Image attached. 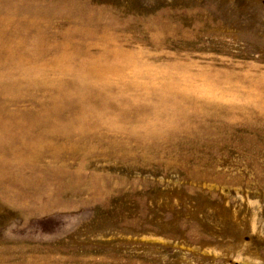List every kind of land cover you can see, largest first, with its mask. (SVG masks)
Returning a JSON list of instances; mask_svg holds the SVG:
<instances>
[{"label":"rangeland","instance_id":"obj_1","mask_svg":"<svg viewBox=\"0 0 264 264\" xmlns=\"http://www.w3.org/2000/svg\"><path fill=\"white\" fill-rule=\"evenodd\" d=\"M0 264H264V0H0Z\"/></svg>","mask_w":264,"mask_h":264}]
</instances>
